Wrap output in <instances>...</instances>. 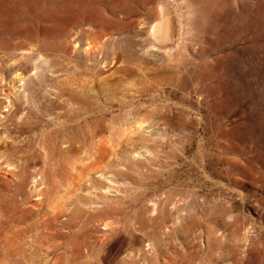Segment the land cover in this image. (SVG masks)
Instances as JSON below:
<instances>
[{
    "label": "rangeland",
    "instance_id": "1",
    "mask_svg": "<svg viewBox=\"0 0 264 264\" xmlns=\"http://www.w3.org/2000/svg\"><path fill=\"white\" fill-rule=\"evenodd\" d=\"M129 2L0 15V264H264V0Z\"/></svg>",
    "mask_w": 264,
    "mask_h": 264
},
{
    "label": "bare ground",
    "instance_id": "2",
    "mask_svg": "<svg viewBox=\"0 0 264 264\" xmlns=\"http://www.w3.org/2000/svg\"><path fill=\"white\" fill-rule=\"evenodd\" d=\"M111 0H0V15L1 18H4L6 24L7 20H13L17 17H26L27 20H44L50 18L53 24L47 29H44L43 34L49 35L53 37L62 36V31L57 29L64 27L65 25L76 22L80 19L87 20V23L91 25L96 24L97 26H105L110 23L108 19L104 17V6L107 2ZM116 1V0H115ZM125 1V0H122ZM132 1V0H131ZM136 1V0H135ZM143 2L144 0H137ZM256 1V0H255ZM260 1V0H259ZM114 2V1H113ZM129 2V0H128ZM206 2V1H205ZM262 2V1H261ZM73 3V4H71ZM130 3V2H129ZM254 3V2H253ZM257 3V2H256ZM255 3V4H256ZM114 6V4H113ZM120 6V5H119ZM257 6V5H256ZM127 7V6H126ZM259 7V6H258ZM168 5L166 2H162L159 5V15L155 22L151 27V36L153 40L157 43H161L165 45L167 43L174 42V36L176 31V25L174 20L171 18V14L169 12ZM245 9V8H244ZM258 9V8H257ZM115 10V9H114ZM172 10V9H171ZM126 12H129L125 9ZM107 13V12H106ZM173 13V10L171 11ZM26 14V15H25ZM255 14V13H254ZM70 16V17H69ZM256 16V15H255ZM173 17V15H172ZM111 18V17H110ZM6 19V20H5ZM2 20V19H1ZM252 20V19H251ZM3 21V20H2ZM25 21V19H24ZM45 21V20H44ZM50 21V20H49ZM80 22V21H79ZM239 22V21H238ZM10 24V23H9ZM13 24V23H12ZM16 25V24H15ZM77 25V24H76ZM84 25V24H83ZM244 25V24H243ZM250 25V24H249ZM46 26V24H45ZM81 26V25H80ZM88 26V25H87ZM242 26V25H241ZM4 27V26H2ZM44 27V26H43ZM111 27V26H110ZM216 27V26H215ZM249 27V26H248ZM231 28V27H230ZM183 29V28H181ZM235 29V28H234ZM248 29V28H247ZM252 29V28H250ZM261 29V28H260ZM35 30V29H34ZM14 31V30H13ZM82 32V29H79ZM68 32V31H67ZM83 33V32H82ZM87 33V32H86ZM177 33V32H176ZM225 33V32H224ZM223 33V34H224ZM232 33V32H231ZM235 33V32H234ZM244 33V32H243ZM94 39L99 40L102 46H105L104 39L107 35H110L111 32L101 31L97 28L91 27L89 28V32L87 33ZM181 34V33H179ZM238 34V33H237ZM58 35V36H57ZM76 35V34H75ZM250 35V34H249ZM70 36V35H69ZM177 36V35H176ZM175 36V37H176ZM181 36V35H179ZM221 36V35H220ZM254 36V35H253ZM52 37V38H53ZM231 37V36H230ZM178 38V37H177ZM181 38V37H180ZM218 38V35H217ZM232 38V37H231ZM230 38V39H231ZM251 39V38H250ZM50 40V39H49ZM53 40V39H52ZM51 42L48 44L50 47L57 46L58 48H62L61 43ZM178 42V41H177ZM176 42V43H177ZM179 43V42H178ZM156 44V43H155ZM174 44V43H173ZM67 45V44H66ZM175 47H178L174 44ZM173 45V46H174ZM157 47V46H156ZM162 47V46H161ZM166 47V46H165ZM164 47V48H165ZM174 47V48H175ZM180 47V45H179ZM155 48V47H154ZM163 48V47H162ZM244 48V47H243ZM65 49V48H64ZM159 49V48H157ZM170 49V47H168ZM178 49V48H176ZM174 49V50H176ZM240 49V48H239ZM242 49V48H241ZM69 50V49H68ZM67 50V51H68ZM166 51V48L164 49ZM168 51V50H167ZM93 51L90 50V53ZM260 57V56H259ZM251 59V58H250ZM256 60V59H255ZM259 60V59H258ZM263 60V59H262ZM252 61V60H251ZM248 66V65H247ZM212 78V77H211ZM257 81V80H256ZM84 100V99H83ZM82 102H86L83 101ZM88 103V102H87ZM88 106V105H87ZM86 107V106H85ZM83 109V108H82ZM85 109L91 110L90 107H86ZM84 109V110H85ZM87 110V111H88ZM85 112V111H84ZM85 114V113H84ZM77 116V115H76ZM81 116V115H80ZM89 116V115H88ZM81 118V117H80ZM79 118V119H80ZM85 117H82V119ZM87 118V117H86ZM100 119V118H99ZM98 119V121H99ZM94 120V119H93ZM74 121V120H73ZM76 121V119H75ZM97 121V119H96ZM80 122V121H79ZM100 124V123H99ZM81 125V124H80ZM83 126V124H82ZM87 127V126H86ZM78 129V128H77ZM89 129V128H88ZM81 130V128H80ZM83 130V129H82ZM78 133V132H77ZM78 138V137H77ZM87 141V140H86Z\"/></svg>",
    "mask_w": 264,
    "mask_h": 264
}]
</instances>
